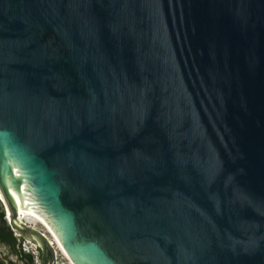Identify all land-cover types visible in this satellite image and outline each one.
I'll use <instances>...</instances> for the list:
<instances>
[{
    "label": "water",
    "instance_id": "95a60500",
    "mask_svg": "<svg viewBox=\"0 0 264 264\" xmlns=\"http://www.w3.org/2000/svg\"><path fill=\"white\" fill-rule=\"evenodd\" d=\"M0 193L39 264L18 211L74 264H264V0H0Z\"/></svg>",
    "mask_w": 264,
    "mask_h": 264
},
{
    "label": "trees",
    "instance_id": "16d2710c",
    "mask_svg": "<svg viewBox=\"0 0 264 264\" xmlns=\"http://www.w3.org/2000/svg\"><path fill=\"white\" fill-rule=\"evenodd\" d=\"M0 209H2V206L0 204ZM2 215L4 214V211L2 210L0 212ZM17 237L15 236L14 232L9 228V226L4 225L0 228V242L6 244L7 246L10 247L11 252L18 255L26 264H33V257L31 254L24 252L21 248L16 251V244L17 242ZM0 264H3L0 261Z\"/></svg>",
    "mask_w": 264,
    "mask_h": 264
},
{
    "label": "flooded vegetation",
    "instance_id": "af4514ba",
    "mask_svg": "<svg viewBox=\"0 0 264 264\" xmlns=\"http://www.w3.org/2000/svg\"><path fill=\"white\" fill-rule=\"evenodd\" d=\"M0 204L2 206L1 202H0ZM2 210L4 211L3 206H2V209H0V212ZM0 215H2V214L0 213ZM4 225L9 226L7 222L1 223V220H0V228ZM17 242H18V244H16L15 248H16V251L18 252V250L21 248L19 239H17ZM0 261L3 264H26L18 255L11 252V249L9 246H7L6 244L1 243V242H0ZM54 261H55L54 255H50L49 259L47 261V264H54Z\"/></svg>",
    "mask_w": 264,
    "mask_h": 264
},
{
    "label": "built area",
    "instance_id": "2783aa9c",
    "mask_svg": "<svg viewBox=\"0 0 264 264\" xmlns=\"http://www.w3.org/2000/svg\"><path fill=\"white\" fill-rule=\"evenodd\" d=\"M14 234L19 239V241H20V247H21V249L24 252L29 253V254L32 255V257H33V264H39L40 251H39L38 247L35 244L31 243L30 241L24 240V239L20 238L16 233H14ZM50 243L52 245L53 252H54L53 253L54 258H55L54 264H56V255H57L58 252H61V251L57 249V245H54L51 239H50ZM63 256H64V254H63ZM64 258H65V256H64ZM67 264H68V261H67Z\"/></svg>",
    "mask_w": 264,
    "mask_h": 264
},
{
    "label": "bare ground",
    "instance_id": "6f19581e",
    "mask_svg": "<svg viewBox=\"0 0 264 264\" xmlns=\"http://www.w3.org/2000/svg\"><path fill=\"white\" fill-rule=\"evenodd\" d=\"M0 200L2 201V202H5L4 201V198H3V196H2V194L0 193ZM19 212V214H20V216H21V218L23 219V220H31V221H33V222H35V223H37V224H39L40 226H42L44 229H46V234H47V236L52 240V242H53V244L54 245H57V249L58 250H60L63 254H64V256H65V258L67 259V261L69 262V264H74L73 262H72V260H71V258L68 256V254L66 253V251L64 250V248L61 246V244L59 243V241L57 240V238L55 237V235L51 232V230L46 226V224H44L42 221H40L39 219H37L36 217H34V216H32V215H29V214H27V213H24V212H21V211H18ZM8 214H9V211L7 212ZM49 233V234H48Z\"/></svg>",
    "mask_w": 264,
    "mask_h": 264
},
{
    "label": "rangeland",
    "instance_id": "374dc122",
    "mask_svg": "<svg viewBox=\"0 0 264 264\" xmlns=\"http://www.w3.org/2000/svg\"><path fill=\"white\" fill-rule=\"evenodd\" d=\"M29 223H33L35 224L38 228H41L44 230V232L46 231V229H44L42 226H40L39 224L33 222V221H29L27 220ZM46 233V232H45ZM49 234V233H48ZM56 264H67V260L64 258L63 254L61 252H58L56 255ZM69 264V262H68Z\"/></svg>",
    "mask_w": 264,
    "mask_h": 264
}]
</instances>
